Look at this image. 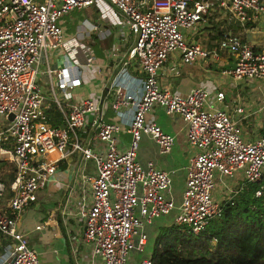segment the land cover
<instances>
[{
    "label": "built area",
    "instance_id": "built-area-1",
    "mask_svg": "<svg viewBox=\"0 0 264 264\" xmlns=\"http://www.w3.org/2000/svg\"><path fill=\"white\" fill-rule=\"evenodd\" d=\"M94 5L103 15L123 18L135 36L120 72L132 62L144 72L139 96L117 81L109 88L110 107L119 114L132 111L126 151L118 149L122 126L105 121L98 99L72 103L64 124L56 125L49 114V96L37 82L44 55L66 45L60 18L73 9ZM211 11L245 26L264 17V0H0V117L5 120L0 153L15 165L12 181L0 178V200L7 203L0 207V239H5L9 249L0 264H44L39 251L29 244V233L19 229L18 220L38 201L39 192L57 179L58 163L75 154H81L74 177L79 181H62L68 192L64 213L68 217L74 213L83 223L84 264H129L134 249L146 253L150 241L146 225L172 213L173 222L198 234L220 215L222 200H230L245 184L261 179L264 122L259 136L247 140L238 126L247 117L243 106L229 109L222 91L196 87L179 94L160 82L161 69L174 53L187 64L218 57L186 36L187 30L208 23ZM218 47L234 58L233 66L222 74L235 80H264V50L231 33L224 35ZM84 64L95 66L92 59L82 63L71 54L69 64L48 65L42 71L48 77L50 98L59 109L81 84ZM156 106L180 115L188 127L193 152L180 204L173 198L172 172L153 161L145 168L138 160L143 134L151 136L163 153L175 144L173 134L147 120ZM90 122L92 134L82 136L80 131ZM54 154L58 157L53 158ZM226 180L240 181V187L230 189ZM218 182L229 188L222 200L213 195ZM255 196L264 197V186ZM43 226L37 225L36 230ZM131 264L154 263L147 256Z\"/></svg>",
    "mask_w": 264,
    "mask_h": 264
},
{
    "label": "crops",
    "instance_id": "crops-1",
    "mask_svg": "<svg viewBox=\"0 0 264 264\" xmlns=\"http://www.w3.org/2000/svg\"><path fill=\"white\" fill-rule=\"evenodd\" d=\"M94 6L86 7V9L92 7V10L89 11L88 17H80L81 23L77 22L76 16H73V13L70 12L60 18L59 24L63 30L66 45L62 48L48 51L42 59L41 72L38 75L37 82L41 91L49 96L50 104L52 103L49 108V114L53 124H64L65 115L70 111L71 104L74 102L95 96L100 103L106 87L109 86L111 88V84L114 81L125 86L136 96L141 94V81L144 72L138 67L137 63L132 62L127 69L120 72V68L125 61H128L126 53L122 55L120 50L122 51L123 48H126L125 46L128 42L129 47L133 46L135 42L134 34L124 24L123 18H120L122 21H119V19H113L108 14V19L113 25L103 22L100 8L96 6L98 13L95 14ZM261 18L254 23L242 26L220 11H211L208 16V23L200 25V30L194 33L186 31V36L188 40L201 44L211 53L213 51L219 53L218 50L220 48L218 45L220 40L224 35L230 33L238 35L243 42L257 50H264L261 49L264 47V35L262 31L256 30L258 26L264 23ZM84 23L90 25L87 26ZM83 30L86 32H82ZM76 38H82L85 45L80 44ZM69 44L72 45L69 46ZM63 48L69 49L70 55L67 54L68 51L64 54L62 51L66 50ZM75 50H77V53ZM54 52H57L58 55H55ZM71 54H75L82 63H85L88 59H92L94 62V67L84 64L81 68L83 72L81 85L85 84L88 89H95V92L90 93L89 95L91 96H84L77 91V87L73 89V97L64 104L63 109H59L50 98L48 77L42 71L48 65L52 68H57L69 64ZM57 56L59 58H56ZM209 58L213 61L212 63L206 64L205 60L198 59L193 63L187 64L180 61L178 53H174L161 69L160 82L162 86L173 93L179 94H186L196 87H205L211 93L222 91L225 94V102L229 109L236 104L243 106L247 117L242 119L238 125L240 132L247 140L255 139L259 136L261 125L264 122V80L253 78L235 80L228 75L222 74V71L230 69L234 64L233 56L224 51L218 54L217 58L212 57V55ZM215 62H220V64L213 65ZM183 64L189 66L186 71L183 70ZM109 92L108 90L102 105V114L105 121L118 123L122 126V131L118 135V149L126 151L131 141L128 123L132 111L128 109L120 114L114 111L109 105L111 98ZM147 120L149 122H157L166 132L173 134L175 136V144L169 153H163L158 143L151 136L143 134L138 148V160L145 168H147L150 161H153L158 167L172 172L173 198L177 204H180L185 187L187 167L193 152L188 143L187 124L180 115L168 114L161 106H157L149 112ZM93 129V125L90 122L80 131V134L88 137L92 134ZM5 155L7 154L2 155L0 153V158L7 160V163L0 170V178L9 180L8 176L4 175V172L5 167L9 164L8 162H10L9 165L12 162L8 155L7 157ZM52 157L56 158L58 154H54ZM80 160L81 154L62 159L58 163L57 179L50 182L45 189L39 192L38 201L22 212L18 220L19 229L29 233V244L39 251L44 264H84L85 262V248L82 247L81 243L84 230L83 223L74 213L70 217L64 213V204L68 192L62 182L64 179H69L71 184L79 181L78 177H74L76 170L80 166ZM224 182L230 184L233 188L236 186L234 189L239 188L241 184L240 181L234 180H226ZM217 184H219L220 189L225 188L223 183L218 182ZM54 189L60 190L63 196L53 195L51 192ZM57 204L58 211L56 209L53 210ZM0 205L3 207L7 203L5 200H0ZM70 207L72 205L68 209ZM174 216L175 213H172L167 217L155 220V234L161 226L172 223ZM37 225L44 226L42 229L36 230ZM149 230L148 234L150 238H153L155 234L152 235ZM60 232L64 234V239L62 240L59 238ZM34 236L37 237L34 239ZM6 244L5 239L1 238L0 261L6 256L7 250H9ZM60 248H66L67 252Z\"/></svg>",
    "mask_w": 264,
    "mask_h": 264
},
{
    "label": "trees",
    "instance_id": "trees-1",
    "mask_svg": "<svg viewBox=\"0 0 264 264\" xmlns=\"http://www.w3.org/2000/svg\"><path fill=\"white\" fill-rule=\"evenodd\" d=\"M6 163L0 158V170ZM262 186L264 173L222 200L220 215L198 234L175 222L161 226L150 238L148 256L154 264H264V197L255 196Z\"/></svg>",
    "mask_w": 264,
    "mask_h": 264
},
{
    "label": "rangeland",
    "instance_id": "rangeland-1",
    "mask_svg": "<svg viewBox=\"0 0 264 264\" xmlns=\"http://www.w3.org/2000/svg\"><path fill=\"white\" fill-rule=\"evenodd\" d=\"M97 6V5H96ZM96 6H94V11H95V14H97L98 12H97V8H96ZM74 10V9H73ZM90 10H92V7L90 8V9H86V8H78V9H76V10H74V11H70V13H73V16H76L75 17V19L77 20V22H80L81 23V20H80V17L81 18H83V17H88L89 16V11ZM100 16V15H99ZM101 18H102V21L103 22H105V23H107L108 25H110L111 24V22H110V20L108 19V14H105V15H103V13L101 12ZM211 19H212V16H211ZM262 19V21H264V17L263 18H261ZM119 21H122L121 19H119ZM111 25H113V24H111ZM197 30H200V28L197 26L196 28H191V29H189V30H187L189 33L191 32V33H194V32H196ZM256 30H258V31H262V33H263V35H264V23L262 24V25H260V26H258L257 28H256ZM131 31V30H130ZM132 32V31H131ZM133 33V32H132ZM206 33V32H205ZM77 39V41H79V43L80 44H84V41H82L83 39L82 38H76ZM127 40V39H126ZM127 43V42H126ZM74 45V44H73ZM85 45V44H84ZM126 48H123L122 49V51L120 50V53L123 55H125V53H126V55L129 53V50H130V48L131 47H129V42L126 44V46H125ZM63 49H65L66 51H62L64 54L65 53H67V51H68V55H70V50L69 49H67V48H63ZM75 49V48H74ZM261 49H264V47H262ZM222 51H224V52H226V53H228L230 56H233V54L232 53H230V52H228V51H226V50H221V49H219L218 50V54H220ZM50 52V51H49ZM55 53V55H58V53L57 52H54ZM56 58H59V56H57ZM203 60H205L206 61V64H208V63H212L213 61H211V59L208 57V58H206V59H203ZM220 64V62H215L213 65H219ZM183 66V70L184 71H186L187 70V68L189 67L187 64H183L182 65ZM195 70H197V69H195ZM82 84V83H81ZM80 84V85H81ZM79 85V86H80ZM79 86H77L76 88H77V91H79V92H81V94H83L84 96H91V95H89L90 93H94L95 91V89H88L86 86H85V84H83V85H81L80 87ZM48 87H49V84H48ZM50 94V93H49ZM259 94V93H258ZM58 97H59V99L63 102L65 99H64V94L63 93H59L58 94ZM93 99H95V100H97V97H95V96H93L92 97ZM263 98V97H262ZM263 103H264V101H263ZM157 107V106H156ZM262 109V108H261ZM4 122H5V120H2V117H0V129H2L3 128V126H4ZM5 157H7V155H5ZM9 164H10V162H8ZM9 164H7V166L5 167V172H4V175H7L8 177V179L9 180H7V181H12L14 178H15V165L14 164H12L11 163V165H9ZM236 187V186H235ZM234 187V188H235ZM230 189H234L233 188V186H231V187H229ZM229 188H224V189H220V186H219V184H217L216 185V188H215V190H214V192H213V195H214V197L215 198H217L218 200H220V198H224L225 196H226V193H228V189ZM53 195H56V194H58V196H60V197H62L63 195H62V192L60 191V190H58V189H54L52 192H51ZM217 196V197H216ZM2 205H0V207H1ZM61 206V205H60ZM57 210L58 211V204L57 205H55L54 206V208H53V210ZM153 226H152V224H149V225H146V230H147V232H148V230L149 229H151V230H149V232L152 234V235H154L155 234V232H156V230L154 229V227H155V222H153ZM151 227V228H150ZM153 230V231H152ZM37 236H34V239L36 238ZM59 238L62 240V239H64V234L63 233H61L60 232V235H59ZM61 250H64L65 252H67V249L66 248H60ZM148 256V253H147V251H146V253H139L136 249H134L133 251H132V253H131V255H130V257H129V264H131V263H134V262H137V261H139V260H142L143 258H145V257H147Z\"/></svg>",
    "mask_w": 264,
    "mask_h": 264
},
{
    "label": "water",
    "instance_id": "water-1",
    "mask_svg": "<svg viewBox=\"0 0 264 264\" xmlns=\"http://www.w3.org/2000/svg\"><path fill=\"white\" fill-rule=\"evenodd\" d=\"M108 90H109V86L106 87V89H105V91H104V93H103V95H102V97H101V99H100L99 110H100L101 113H102V105H103V103H104V99H105V96H106ZM13 117H14V115L11 114V115H10V119H13Z\"/></svg>",
    "mask_w": 264,
    "mask_h": 264
}]
</instances>
